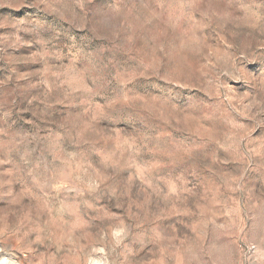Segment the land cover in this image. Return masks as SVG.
<instances>
[{
    "label": "rangeland",
    "instance_id": "374dc122",
    "mask_svg": "<svg viewBox=\"0 0 264 264\" xmlns=\"http://www.w3.org/2000/svg\"><path fill=\"white\" fill-rule=\"evenodd\" d=\"M0 264H264V0H0Z\"/></svg>",
    "mask_w": 264,
    "mask_h": 264
}]
</instances>
